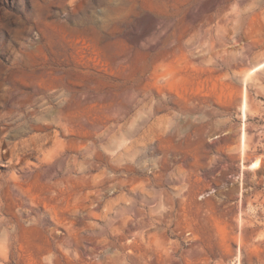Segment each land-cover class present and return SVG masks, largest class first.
Listing matches in <instances>:
<instances>
[{
    "label": "rangeland",
    "instance_id": "rangeland-1",
    "mask_svg": "<svg viewBox=\"0 0 264 264\" xmlns=\"http://www.w3.org/2000/svg\"><path fill=\"white\" fill-rule=\"evenodd\" d=\"M0 264H264V0H0Z\"/></svg>",
    "mask_w": 264,
    "mask_h": 264
},
{
    "label": "bare ground",
    "instance_id": "bare-ground-1",
    "mask_svg": "<svg viewBox=\"0 0 264 264\" xmlns=\"http://www.w3.org/2000/svg\"><path fill=\"white\" fill-rule=\"evenodd\" d=\"M256 165H257V162H256V163H254V164H252V166H251V167H256Z\"/></svg>",
    "mask_w": 264,
    "mask_h": 264
}]
</instances>
